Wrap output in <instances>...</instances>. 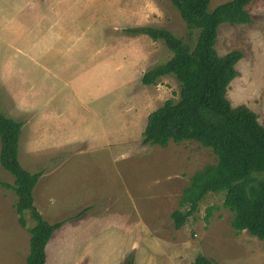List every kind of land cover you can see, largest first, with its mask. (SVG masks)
<instances>
[{
  "label": "rangeland",
  "instance_id": "374dc122",
  "mask_svg": "<svg viewBox=\"0 0 264 264\" xmlns=\"http://www.w3.org/2000/svg\"><path fill=\"white\" fill-rule=\"evenodd\" d=\"M226 1L210 0L208 9ZM247 10L250 23L219 25L215 49L219 55L241 51L226 98L233 107H249L263 123L264 0H251ZM145 26L166 28L191 46L197 35L196 30L189 34L169 0H0V62L5 60L7 66L6 78L1 81L6 89L0 85V111L25 124L19 135L20 163L25 167L26 161L30 172L46 171L40 184L53 188L60 197L67 186L64 180L68 170L79 162L72 157V162L66 161L59 171L46 170L63 155L62 144H58L62 131L57 134L60 137L54 149H48L53 143L47 144L41 131H46V122H55L56 126L68 122V129L91 132L95 140L89 141L94 144L91 149H86L85 143L72 149L82 147L90 152L84 158L101 155L110 160L122 150L134 152V160L120 164L134 161L136 166L151 169L150 186L153 180L159 184L152 194L156 199L166 197L163 204L155 199L149 207L139 208L148 212L144 216L149 218L150 237L133 240L136 250L132 257L137 261L132 264H191L198 254L215 264H264V240L246 231L234 233L231 214L223 207L220 193L206 194L185 224L174 228L171 213L190 176L203 165L215 163L216 157L210 148L193 140L170 141L165 147L142 144L140 129L148 113L166 99L179 97V82L172 75L161 77L155 85L140 81L145 71L172 55L162 40L130 31ZM48 42L55 44L47 55ZM75 56L81 68L77 73L70 62ZM3 65L4 61L0 63V75ZM31 149L37 152V158L25 155ZM49 152L58 155L49 161ZM142 172L145 174L133 176L146 179L148 171ZM13 180L14 176L0 165V183ZM147 187H141L139 195ZM15 200L14 192L0 185V264H26L29 232L18 223ZM209 207L213 209L206 222ZM134 215L137 218V213ZM25 217L27 226L33 225L27 212ZM140 226H136V237ZM94 230L89 233L85 223L60 226L46 244V264H77L67 262L76 248H89L84 257L93 264H117L115 260L122 254L105 251L114 244L99 246L110 239L96 227ZM119 242L118 249H131V239ZM128 259L131 264L130 256Z\"/></svg>",
  "mask_w": 264,
  "mask_h": 264
},
{
  "label": "trees",
  "instance_id": "16d2710c",
  "mask_svg": "<svg viewBox=\"0 0 264 264\" xmlns=\"http://www.w3.org/2000/svg\"><path fill=\"white\" fill-rule=\"evenodd\" d=\"M169 1L178 10L189 34L196 30L197 35L191 46L166 28L145 26L130 30L154 41L162 40L172 53L164 63L145 71L141 83L155 85L168 75L179 82L178 99L168 98L148 113L141 142L165 147L170 141L193 140L210 148L216 157L215 163L203 165L190 176L177 208L171 213L173 226L180 229L198 210L206 194L220 193L223 207L231 214L234 233L246 231L264 240V122L259 123L256 113L246 105L233 107L226 98L241 51L219 55L215 49L221 23L252 21L247 10L251 0H229L212 10L208 9L210 0ZM21 127V121L0 111V165L14 176L13 183L0 185L14 192L18 223L29 232L26 264H45L46 244L63 221L49 223L33 203L32 191L42 172L31 173L19 162ZM212 209H207L206 222ZM26 212L33 222L31 226H27ZM191 264L215 263L198 254Z\"/></svg>",
  "mask_w": 264,
  "mask_h": 264
},
{
  "label": "crops",
  "instance_id": "0c3cea01",
  "mask_svg": "<svg viewBox=\"0 0 264 264\" xmlns=\"http://www.w3.org/2000/svg\"><path fill=\"white\" fill-rule=\"evenodd\" d=\"M54 44L55 42H48L47 49L49 51L47 52V55L50 53L52 48H54ZM2 61H4V65L2 66V70H4V72L0 75V85L6 89V85L1 81L5 80L6 78L7 66L6 61L1 60V62ZM70 62L73 63L72 67L74 68L75 73L79 72V69L81 70L78 56L73 57ZM52 64L54 63L52 62ZM46 123V131L43 129L41 133L43 138H46L47 144H50L51 142L53 143L52 146H48V149L55 148V140H59L60 137L57 136L59 131H62V133H60L62 138L59 140L58 144H62L63 147V155L59 157L57 162L54 161L52 167H48L46 170L58 168L59 171L61 169L60 166L65 164L66 161H69V163L72 162V157H75L73 160L77 159L79 163H74V167L68 170V177H66L64 180V183L67 186H64L65 190L60 197L56 195V190L53 192V188H49L47 186L44 187L40 184L41 177L46 172L43 171L32 191L33 203L35 207L49 223L63 221V224L61 225L62 228L67 224L76 227L78 224L85 223L86 229L88 228V232L90 233L91 231L96 232L94 230V227H96L98 232H101V235L104 236L105 239H110L102 241L99 246L103 244H114L115 246L112 248H106L105 251L122 254L121 259L115 260L117 264H120V262H123L122 264L127 262L128 264V260H130L128 259V256L131 258V264L132 261L136 262V258L132 257L134 251L136 250L133 240L135 238L140 239L146 236L150 237L149 233L151 228L150 223L148 222L149 218H147V220L144 216L145 214H148V212L145 213L144 209L141 212L139 208H146L150 206L151 201L156 199V196L152 194L151 190H153L154 186L159 187V184L155 183V180L152 182V187L149 184V182H151V169L145 166H136L134 161H132L131 164H120L122 161L127 159L132 158L134 160L135 153L129 151L128 149L122 150L121 153H119L116 158H112V160H110V158H104L101 155H98L97 157L91 156L84 158L83 156L90 152H86V150L82 149V147L76 146L77 148H72L75 144L82 143L86 144L83 145L86 147V149L93 148L94 144L91 142L95 141L92 140L94 138V134L91 132H86L84 134L82 130L77 132L72 131L67 127L68 122H62L60 126L54 125L55 122ZM22 124L21 131L25 126L24 122ZM145 125L140 129L141 133ZM56 137L58 139H56ZM123 140L125 141V134L123 135ZM33 143L34 142L32 141V145ZM19 155L20 143L18 141V159ZM25 155L31 156V159L35 157L37 158V156H35L37 155V152L34 151V149H31L30 154L26 152ZM56 155L58 154L50 155L49 152L46 159L50 161V157L55 158ZM110 161L111 165H113L112 168ZM24 166V168L27 170L28 163L26 161ZM144 170L148 171L146 179H136L133 176L134 174L139 176L144 175L145 172H142ZM34 172L37 171L31 170V173ZM64 174H66V172ZM145 185H148V187L142 193V195H139L141 187ZM165 198L166 197H159V199H156V201L162 203ZM71 206L74 207L68 209ZM112 207L113 209L111 210ZM81 211H83V213L79 216H76ZM133 213H137V218H134L135 215ZM136 226H140L142 228L140 234L137 237L135 235ZM57 229L53 232L55 233ZM82 229L84 230L85 228L83 227ZM129 239L132 240L131 249H118V247L121 245L119 242L120 240ZM98 248L101 252L103 251L102 248ZM88 249L89 248L84 250L76 248L75 250L71 251L69 253L71 256L69 258L67 257V262H76L77 264H93L92 260H90L88 257H84L87 256Z\"/></svg>",
  "mask_w": 264,
  "mask_h": 264
}]
</instances>
